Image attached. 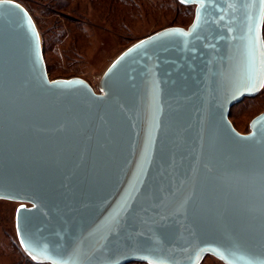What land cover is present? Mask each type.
<instances>
[{"label":"water","instance_id":"1","mask_svg":"<svg viewBox=\"0 0 264 264\" xmlns=\"http://www.w3.org/2000/svg\"><path fill=\"white\" fill-rule=\"evenodd\" d=\"M178 1L191 25L132 44L100 92L51 79L30 12L0 4V199L34 262L264 264V111L229 118L264 87L259 5Z\"/></svg>","mask_w":264,"mask_h":264},{"label":"rangeland","instance_id":"2","mask_svg":"<svg viewBox=\"0 0 264 264\" xmlns=\"http://www.w3.org/2000/svg\"><path fill=\"white\" fill-rule=\"evenodd\" d=\"M14 1L23 4L36 23L49 77H81L96 92L103 74L124 50L160 29L188 28L195 17V5L176 0ZM263 111L264 87L233 105L229 118L237 130L248 133L253 118ZM20 204L0 199V264H50L34 262L20 245L15 220ZM200 264L225 263L207 255Z\"/></svg>","mask_w":264,"mask_h":264},{"label":"snow or ice","instance_id":"3","mask_svg":"<svg viewBox=\"0 0 264 264\" xmlns=\"http://www.w3.org/2000/svg\"><path fill=\"white\" fill-rule=\"evenodd\" d=\"M5 2V0H0V4H3ZM187 2V0H186ZM199 2L201 3L202 6H205L207 2H209V0H199ZM246 3L249 5L250 8H253L257 5H259V19L262 23H264V0H246ZM249 18L251 19V14L249 13ZM199 19V17H198ZM198 26V25H197ZM174 31H179V30H174ZM249 31H253V29L250 27ZM167 33H165L166 35ZM262 44H264V41L261 42ZM131 51V49L129 50ZM261 64H262V68H264V51H261ZM261 86H264V72H262L261 74V80H260ZM21 243H24V240H21ZM29 255H32L31 252H29Z\"/></svg>","mask_w":264,"mask_h":264},{"label":"trees","instance_id":"4","mask_svg":"<svg viewBox=\"0 0 264 264\" xmlns=\"http://www.w3.org/2000/svg\"><path fill=\"white\" fill-rule=\"evenodd\" d=\"M178 3H180L178 0H176ZM181 5H183L182 3H180ZM184 6V5H183ZM182 27V26H181ZM43 52H44V47H43ZM45 56V54H44ZM45 62H46V59H45ZM47 65V64H46Z\"/></svg>","mask_w":264,"mask_h":264}]
</instances>
